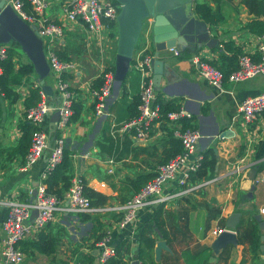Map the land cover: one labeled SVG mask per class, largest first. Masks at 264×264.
<instances>
[{"label": "crops", "instance_id": "1", "mask_svg": "<svg viewBox=\"0 0 264 264\" xmlns=\"http://www.w3.org/2000/svg\"><path fill=\"white\" fill-rule=\"evenodd\" d=\"M64 1L51 0L45 15L63 27L64 38L56 52L75 66L73 72L64 75L75 95L73 117L65 131V148L70 154H77V159L71 158V182L80 179L91 190L106 196V206L100 208H107L130 199L129 184L137 175L155 173L161 165L163 150L171 140L170 130L174 129L166 122L155 123L147 140L129 138L127 153L118 161L98 145L103 136L111 135L112 125L118 127L132 117L129 107L140 92V77L133 65L145 54L154 56L152 21L143 22L123 89L120 86L115 92L113 84L112 92L104 102V113L98 116L91 89L102 80V69L114 72L116 43L107 49L102 65L96 43L89 40L85 27L65 18ZM198 1L210 8L209 22L195 15V0L188 9L195 18L206 23L216 43L212 47L198 46L197 50L176 48L178 56L170 50L161 52L158 59L170 66L177 74V80L172 83L171 77L162 78L159 96L163 101H176L191 116V126L199 135L197 152L200 155L210 149L217 150L213 177L216 181L184 197L144 208L135 223L125 227L118 226L120 217L111 212L88 214L89 219L78 215H56L40 232L45 236L43 242L52 243L53 248L41 252L34 247L32 243L38 242L40 233L36 238H27L20 243L25 254L22 264H105L99 261L101 250L99 241L95 240H100L107 231L110 245L120 250L124 261L131 264L138 249L139 229L146 224L152 226L154 246L144 264H264V214L260 213L264 207V114L248 127L241 121H233L245 98L264 92V76L241 83L224 81L225 92L219 93L198 77L192 63L197 58L232 70L236 66H227L225 61V57L232 54L225 51L223 44H232L241 54L257 60L258 36L249 33L246 24L254 19L263 20L264 16L250 13L242 0ZM0 46L13 52L15 71L22 65L30 68L19 84L11 86L14 96L8 98L0 93L1 226L6 216L2 203L28 200L29 191L32 194L38 185L46 163L45 155L25 170L23 160L19 156L11 158L9 154L22 135V126L28 122L25 102L29 91L34 88L33 84L51 88L53 95H45L51 106L58 105L59 97L53 74L46 65L42 40V53L26 51L15 38L0 42ZM183 51L188 53L186 57H182ZM169 83L172 84L168 86ZM53 115L49 114L41 125L48 134L55 125ZM224 133H228L227 136L219 139ZM116 137L121 138L114 136L113 140ZM174 188V185L169 186L166 191ZM233 214H238L236 224L231 218ZM257 215L261 218L259 222L255 219ZM216 230L223 231L215 235ZM224 233L234 235L236 242L219 240ZM160 243L165 246L157 251Z\"/></svg>", "mask_w": 264, "mask_h": 264}, {"label": "built area", "instance_id": "2", "mask_svg": "<svg viewBox=\"0 0 264 264\" xmlns=\"http://www.w3.org/2000/svg\"><path fill=\"white\" fill-rule=\"evenodd\" d=\"M51 0H5V6L12 11L27 25L35 26L38 37L44 43L45 57L50 71L54 77L56 93L59 103L51 106L39 87L40 101L33 107L26 109L25 119L35 126L31 134L28 151L24 157V169L27 170L39 159L46 155V163L40 174L36 186L35 197L26 201L3 202L6 216L0 226V264H22L25 259L24 252L20 249V243L27 238H36L56 215H76L111 212L120 216L119 227L133 225L138 213L147 207H155L167 203L177 197L197 191L206 185L216 181L210 180L191 183V174L197 172L203 156L197 152L199 135L191 126V116L179 106L175 111L164 115V122L174 128L173 136L180 141L181 152L170 159L166 164L160 165L155 170L154 177L148 181L127 202L107 208H94L83 194V186L80 179H74L64 200L57 199L47 192L45 180L51 171L63 158L65 149V131L73 116L74 92L70 89L63 75L73 72L74 64L62 61L57 55V46L64 38L63 27L53 19L45 15ZM120 6L113 0H65L63 14L65 18L74 23L82 24L88 32L89 40L96 43L99 51L101 64H105L107 49L117 42L116 18ZM258 59L253 60L248 54H240L237 58L236 69L228 75L219 68L206 61L194 58L192 63L197 68L198 77L207 85L219 93L225 92L223 82L241 83L257 76H264V34L256 38ZM173 55L179 52L171 49ZM7 58V50L0 46V62ZM152 54H145L135 61L133 68L140 77V92L138 94V116L124 122L111 136L128 134L129 138L147 140L151 128L159 123L162 115L156 101V91L153 84ZM2 69L0 67V75ZM102 83L98 88L91 89V96L95 100V112L98 116L103 115L105 99L110 96L114 84L113 72L108 69L101 70ZM52 113L58 114L56 122V137L53 146H49V135L41 128L45 118ZM264 114V92L258 96L245 98L239 105L233 121H241L246 127ZM182 121L189 126L182 129ZM115 126L112 125L111 129ZM225 136H219L224 139ZM72 159H77V154H71ZM111 163V162H110ZM174 185V190L166 191ZM36 211L37 214L33 215ZM264 214V207L260 209ZM223 230H216L215 235ZM109 231L105 232L98 242L100 247L99 261L106 263L116 255V250L110 245Z\"/></svg>", "mask_w": 264, "mask_h": 264}, {"label": "trees", "instance_id": "3", "mask_svg": "<svg viewBox=\"0 0 264 264\" xmlns=\"http://www.w3.org/2000/svg\"><path fill=\"white\" fill-rule=\"evenodd\" d=\"M116 3V0H113ZM242 3L247 7L250 13L255 14L257 17L261 15L264 16V0H242ZM194 13L199 17V19L209 22L210 16V8L203 3H200L198 0H195L194 6ZM246 29L249 33L254 34L256 36H262L264 34V19H254L246 24ZM223 47L227 53L232 54L231 57H225V61L228 62L227 66H237V58L241 54L238 48H234L232 44H223ZM187 52H181L182 57L187 56ZM58 55V52H57ZM13 52L11 50H7V58L0 62V67L2 69V74L0 75V93L4 96L10 98L14 94L11 91L12 85H17L21 82L22 77L30 72V68L26 65H22L19 71L14 70V64L12 62ZM59 59L62 61L64 60L58 55ZM219 66V70H221L224 75H228L230 72L236 69L232 68V70H227L226 68ZM225 66V65H224ZM113 70V68H112ZM64 78V75H63ZM99 84L96 86L101 85L102 80H98ZM124 87V82L121 84V89ZM40 101L39 89L38 88H31L29 91V96L26 99L25 105L26 108H31L35 106ZM156 104L159 105L160 114L162 118L159 122H164V115L167 112L175 111L179 108V104L176 101H163L159 96V92L156 94ZM138 104L139 98L135 102H133L130 107L129 111L132 115L130 119H133L138 116ZM73 108V107H72ZM76 113V111H75ZM73 117V116H72ZM71 117V119H72ZM70 119V120H71ZM182 129L189 126L186 121H182ZM35 130V126L30 124L29 122L25 123L22 126V135L16 142V144L9 150V154L12 157L19 156L23 162L24 157L28 151L31 141V134ZM174 129L170 130V138L169 142L167 143V147L163 150V158L161 165L166 164L170 159L178 155L181 150L180 141L173 136ZM56 137V136H55ZM116 140H113V137L108 134V136H103L102 140L99 141V148L109 155L115 160H121L125 154L127 153V148L130 146L129 136L128 134L124 135L122 138L116 137ZM203 159L201 161L200 167L197 172L191 174L190 181L191 183H196L198 181H206L210 180L214 177V170L216 165L215 155L212 149L203 153ZM153 175H137L133 180L130 181V188L132 191V195H135L148 181H150L154 177ZM71 154L69 150L66 148L63 151V158L61 162L55 166V168L51 171L48 175L47 179L45 180V186L47 192L51 195H54L59 200H64L65 193L68 191L71 185ZM83 186V194L84 196L90 201V205L94 208H100L106 206L107 197L97 193L86 186V184L81 180ZM130 197V198H131ZM129 199L125 200L122 203L127 202ZM120 203V204H122ZM83 219H89L88 214H76ZM118 218L119 215H116ZM85 217V218H84ZM95 219V218H94ZM152 226L151 224H146L138 232V249L133 254L135 260L141 262L142 264L145 263L146 259H148L151 255V251L154 246V240L151 238L152 235ZM256 233V229H253V234ZM45 236L40 233L38 242L32 243L34 247L38 250L43 252L45 248L52 249V243H44ZM102 238V237H101ZM100 238V240H101ZM99 238H96L95 242L100 241ZM51 242V241H50ZM78 264V262L76 263ZM105 264H129V261H124L121 251L116 250V255L110 258Z\"/></svg>", "mask_w": 264, "mask_h": 264}, {"label": "water", "instance_id": "4", "mask_svg": "<svg viewBox=\"0 0 264 264\" xmlns=\"http://www.w3.org/2000/svg\"><path fill=\"white\" fill-rule=\"evenodd\" d=\"M192 2L193 0H116L120 8L116 18L117 42L113 72L115 92L125 81L129 72L143 22L147 19L152 21L151 34L155 51L152 68L156 92L160 91L162 78L171 77L172 83L177 80V74L171 70L170 66L158 59L161 52L176 48L197 50L198 46L212 47L216 43L211 38L206 23L195 18L191 10L188 9ZM10 38H15L22 43L28 52L39 51L42 53L41 40L38 38L35 26L27 25L9 6H5V0H0V42H6ZM46 65L48 66L47 62ZM172 83H169L168 86ZM41 88L46 96L53 95L51 88L45 86ZM53 119L55 125L52 126L48 134L50 147L53 146L56 136L57 113H54ZM227 134L224 133L220 136L226 137ZM214 153H217L216 149H214ZM35 188L32 193L33 198L36 194ZM36 214L37 212L34 211L33 215ZM231 218L236 224L238 214H233ZM255 219L259 222L260 215L255 216ZM219 240L225 243L236 242L234 235L229 233H224V236L219 237ZM164 246V243H160L157 246V251ZM131 264H139V262L134 260Z\"/></svg>", "mask_w": 264, "mask_h": 264}, {"label": "rangeland", "instance_id": "5", "mask_svg": "<svg viewBox=\"0 0 264 264\" xmlns=\"http://www.w3.org/2000/svg\"><path fill=\"white\" fill-rule=\"evenodd\" d=\"M17 53H19V52L17 51ZM120 126H121V125H120ZM120 126H118V127H116V126H115V128H114V129H111V128H110V133H111V132H113V133H114V131H116V130H117L119 127H120Z\"/></svg>", "mask_w": 264, "mask_h": 264}]
</instances>
